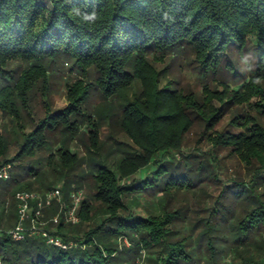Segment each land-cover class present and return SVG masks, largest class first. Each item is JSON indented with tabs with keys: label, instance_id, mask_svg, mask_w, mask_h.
Wrapping results in <instances>:
<instances>
[{
	"label": "trees",
	"instance_id": "1",
	"mask_svg": "<svg viewBox=\"0 0 264 264\" xmlns=\"http://www.w3.org/2000/svg\"><path fill=\"white\" fill-rule=\"evenodd\" d=\"M85 13H95V19L85 20ZM247 46L254 53L249 83L230 88L222 77L218 81L222 92H211L206 85L200 102L195 93L184 92L178 80H167L165 70L154 66L158 55L189 51L195 57L198 76L217 81L216 74L222 70L232 76L237 73L236 64L228 59L223 63L222 56L232 51L242 56ZM16 61L27 66L23 78L9 69ZM60 61L94 74L95 84L73 85L67 93L68 106L50 116L47 113L25 133L22 126L29 115L22 112L32 99L27 94L39 80L45 83L49 68ZM0 78L4 80L0 111L16 122L12 137L19 146L9 158L6 139L0 134V166L14 164L11 177L0 181V223L9 209L15 214L16 192L33 191L34 186L36 191L42 186L47 191L54 189L39 181L37 168L24 164L25 158L47 145V131L64 125L77 133L78 123L86 121L94 129L93 145H98L97 120L82 109L89 87H96L105 97L122 95L125 99L118 119L131 149L115 170L102 167L92 176L94 199L105 207L109 217L104 222L108 224L102 222L87 230L84 239L67 250L49 246L38 237L19 242L2 239L3 264L22 259L24 264H121L120 250L110 239L123 235L138 253L148 252L146 264H188L185 240L173 235V216L150 213L141 217L131 212L123 197L161 185L165 191L190 186L186 176L195 175L194 167L205 180L219 181L213 167L198 153L182 152L184 138L197 127L208 141L229 147L252 170L251 183L237 181L230 187L235 190L229 202L236 198L234 210L242 214L237 230L241 238L235 241L231 264H264V127L255 116H245L243 121L234 116L232 123L241 127L240 132L210 133L221 115L212 106L213 97L222 106H242L259 95L263 100L257 106L264 109V88L259 84L264 82V0H0ZM134 87L136 91L129 97L126 92ZM56 154L49 156L48 164L59 158L60 169H53V174L67 176L61 191L68 202L70 173L80 166L81 157L67 145ZM35 177L39 180L33 181ZM223 192L220 197L227 202L229 191ZM79 215L82 221L92 219L85 201ZM11 220L8 226L15 217ZM63 225L54 234L67 242ZM219 243L210 241L215 246L208 244V251L223 249L218 248ZM256 253L263 258H256Z\"/></svg>",
	"mask_w": 264,
	"mask_h": 264
},
{
	"label": "rangeland",
	"instance_id": "2",
	"mask_svg": "<svg viewBox=\"0 0 264 264\" xmlns=\"http://www.w3.org/2000/svg\"><path fill=\"white\" fill-rule=\"evenodd\" d=\"M156 57H158L154 60L156 69L158 71L165 70L164 75L167 80H178V86L184 92L195 93L199 102L206 90L204 89L206 85L210 87L211 92H215V90H217V94L222 92V87L218 83L222 77L227 81L230 88H237L238 85L249 83L254 63L252 48L247 46L242 56L232 51L230 55L222 56V60L223 63L227 59L235 63L237 73L232 76L222 70V72L216 74L217 81H214L210 76H198L197 64L194 61L195 57L189 51L176 55L168 54L165 57L161 55ZM9 69L16 70L15 76L23 78L26 75L27 66L25 63L16 61L9 64ZM95 77L94 74L83 73L71 68V65L67 64L66 61H60L56 65L51 66L45 76V83L44 80H39L27 94L32 99L28 102L27 111L22 112L25 116L29 115L22 126L23 131L28 133L32 128V123L45 119L47 113L50 116L57 111L65 109L69 104L67 99L68 90L77 83L85 85L95 84ZM34 82L35 80H32V83ZM3 83L4 80L0 78V87ZM259 84L264 88V82H259ZM136 88L128 89L127 95L132 97V93L136 91ZM262 100L258 95L242 106L234 104L222 106L218 98L213 97L212 106L217 110L219 109L221 115L217 125L210 133L212 132L214 136L216 133L219 134V132H240L241 127L232 123L234 116H237L236 120L239 119L240 121H243L245 116H255L258 123L264 127V109L262 111V108L257 106ZM124 102L125 99L122 95L105 97L96 87H89L82 109L83 113L97 120L98 145H93L91 137L94 129L86 121L78 123L77 133H73L71 129H67L65 128L66 126L63 127L64 125H62L63 128L58 126L53 131H47V145L37 150L32 157L24 159V164L30 163L31 166L39 170L41 180H39V177H35L33 181H43L46 182V185L49 184V186L60 188L61 190L63 181L67 177L62 174L66 171L61 173L62 177L54 175L53 169L57 171L60 169V161L58 157H55L48 164L49 156L56 154L60 148L67 145L71 153L81 157L80 166H77L70 173V187L71 191L80 190L82 192V200L86 202V206H90L92 219L91 221H82L80 219V222L75 224H64L62 234L68 240L67 242L75 244L81 242L87 230L102 224L109 217L108 213L105 212V207L94 199L96 185L92 176L102 167L115 170L125 152L131 151L130 147H128L130 143L120 129V120L118 119L122 111L121 105ZM15 124V121H12L11 118L0 111V134L6 139L9 158H12L19 150V146L13 143L12 137V132L16 128ZM206 136V134L202 135V128H195L184 138L182 152L187 154L198 153L204 162L208 161L213 167L219 181L210 182L211 178L205 180V176L200 175V171L194 167L193 174L197 175V179H193L195 175L192 174L186 176L190 186L186 185L183 188L165 191L163 185H161L147 192L126 195L123 200L132 213L141 217H145L150 213L155 215L170 213L173 216L171 228L174 238L185 240L187 244L190 258L188 264H231L233 255H235L233 254V248L236 246L235 241L241 238L237 230L238 225H240L238 219L242 214L239 213L237 208L234 210L237 204L236 198L229 202V198L232 197L231 194H234L233 190H235V188L232 189L230 187L237 181L251 183L252 170L229 147L216 146L212 144L211 140L208 141ZM91 150L92 152L89 154ZM124 183L125 181L121 182V184ZM37 189L35 186L32 188L33 192L41 194L47 191L46 186H42L40 191H36ZM224 189L229 191L227 202L222 201L223 196L220 197L224 193ZM219 197L221 198L220 200L218 199ZM14 206H16V200ZM58 207L56 202L51 207L56 208L52 217L59 211ZM10 212L11 216H9ZM15 214L9 209V212L5 215L7 219L9 216V222L15 217V223L17 224L19 222L17 208ZM52 217L44 218L47 221L45 227L55 233L58 230V225L50 221ZM106 224L108 223L104 222V225ZM38 238L41 239V237ZM110 240L111 244L120 250L118 253L120 259L118 261L121 264H126L127 261L132 264H146L148 252L142 250L138 253L129 237L123 235L117 238L112 237ZM210 241L220 242L218 248L223 249L219 248L218 252L216 249L215 251H208ZM210 245L211 247L215 246V244ZM238 247L240 248V246ZM251 247V249H254V246ZM237 251L239 250L237 249ZM255 256L259 259L263 258L257 253ZM24 261L25 259H22L14 263L11 260V262L6 261L5 264H24Z\"/></svg>",
	"mask_w": 264,
	"mask_h": 264
},
{
	"label": "built area",
	"instance_id": "3",
	"mask_svg": "<svg viewBox=\"0 0 264 264\" xmlns=\"http://www.w3.org/2000/svg\"><path fill=\"white\" fill-rule=\"evenodd\" d=\"M13 163H6L0 166V181L8 180L11 177ZM16 208L19 222L14 227H4L0 223V241L9 239L15 242L24 241L27 238L41 237L49 246L60 249H70L77 244L66 242L60 236L49 231L45 226V212L54 203L58 204L59 211L50 219L55 224H75L80 222L79 211L81 208L82 192L73 190L69 194L68 202L63 198L60 188L50 189L44 193L33 191H18L15 194ZM0 264H3L0 254Z\"/></svg>",
	"mask_w": 264,
	"mask_h": 264
},
{
	"label": "crops",
	"instance_id": "4",
	"mask_svg": "<svg viewBox=\"0 0 264 264\" xmlns=\"http://www.w3.org/2000/svg\"><path fill=\"white\" fill-rule=\"evenodd\" d=\"M62 195H63V193H62ZM54 211H55L54 208H50L49 210H47L45 212V217H48V218L52 217V215L54 214ZM5 222H6V224H5ZM8 223H9V219H7V218H4V220L1 222V224L7 228L14 227L16 225V223L14 222L11 226H8Z\"/></svg>",
	"mask_w": 264,
	"mask_h": 264
},
{
	"label": "clouds",
	"instance_id": "5",
	"mask_svg": "<svg viewBox=\"0 0 264 264\" xmlns=\"http://www.w3.org/2000/svg\"><path fill=\"white\" fill-rule=\"evenodd\" d=\"M76 13H77V15H80V12H79V10H76ZM83 18L85 19V20H94L95 19V13H92V14H87V13H85V14H83Z\"/></svg>",
	"mask_w": 264,
	"mask_h": 264
}]
</instances>
